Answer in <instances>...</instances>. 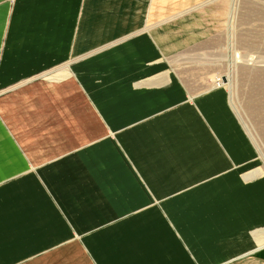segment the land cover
<instances>
[{"label": "crops", "instance_id": "0c3cea01", "mask_svg": "<svg viewBox=\"0 0 264 264\" xmlns=\"http://www.w3.org/2000/svg\"><path fill=\"white\" fill-rule=\"evenodd\" d=\"M123 1L0 0V264L253 259L255 142L226 87L194 93L159 72L158 37L123 38Z\"/></svg>", "mask_w": 264, "mask_h": 264}, {"label": "rangeland", "instance_id": "374dc122", "mask_svg": "<svg viewBox=\"0 0 264 264\" xmlns=\"http://www.w3.org/2000/svg\"><path fill=\"white\" fill-rule=\"evenodd\" d=\"M196 1H123V38L143 33L158 37L161 51L158 58L162 65L165 64L159 72L175 69L194 93L214 86L227 88L231 107L256 145L257 156L253 168L240 171L254 177L247 182L253 188L264 180V0H202L195 3ZM185 4V7L199 5L175 13ZM168 18L173 22L172 27L167 28L166 24L155 30L142 28L154 26L159 20L166 21ZM141 29L146 30L139 33ZM144 41H147L146 36L135 39L112 51L111 56L117 58L121 50L124 53L132 45L137 46ZM213 99L214 106L219 109L218 116L224 121V127L232 126L228 118L232 115L228 107H225V96L215 94ZM238 141L240 150L248 154V146H245L240 135ZM246 204L242 202L239 207L245 205L247 210L252 208L251 204ZM255 217L263 219V214L257 207ZM239 218L244 219L242 224L246 222L247 225L253 220L252 215L247 213H242ZM237 225L240 228L243 226L239 223ZM260 227L255 229L253 236L251 233L248 236L254 240L255 247L244 251L253 253V259L246 260L249 257L244 255L238 264L244 260V264H264V228ZM244 236L238 238L244 239L243 242L247 244ZM231 243L226 248L230 249ZM222 264L235 263L230 257Z\"/></svg>", "mask_w": 264, "mask_h": 264}, {"label": "bare ground", "instance_id": "6f19581e", "mask_svg": "<svg viewBox=\"0 0 264 264\" xmlns=\"http://www.w3.org/2000/svg\"><path fill=\"white\" fill-rule=\"evenodd\" d=\"M251 203V202H250ZM247 205V204H246ZM245 206V205H244Z\"/></svg>", "mask_w": 264, "mask_h": 264}]
</instances>
